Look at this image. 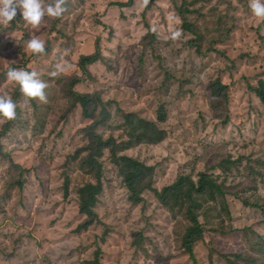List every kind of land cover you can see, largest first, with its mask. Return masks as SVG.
I'll list each match as a JSON object with an SVG mask.
<instances>
[{
	"label": "rangeland",
	"instance_id": "rangeland-1",
	"mask_svg": "<svg viewBox=\"0 0 264 264\" xmlns=\"http://www.w3.org/2000/svg\"><path fill=\"white\" fill-rule=\"evenodd\" d=\"M120 1L128 0H67V11L59 18L45 16L39 31L18 9L14 28L0 32V71L31 68L48 84L44 103L23 93L14 97L17 83L0 76V94L17 105L15 119L0 116V127L11 123L1 138L0 264H94L88 261L99 246L101 264H195L181 242L184 217L161 206L151 191L144 202L133 204L108 156L97 204L101 220L77 231L84 219L77 192L81 182L72 181L69 196L63 184L66 159L82 144V128L90 121L80 106L70 108L65 78L82 75L80 56L95 50L98 37L107 62L90 65L92 76L76 88L97 90L110 101L111 118L99 131H116L124 111L155 120L164 102L166 139L128 154L155 167L158 189L181 173L224 175L220 162L232 157L230 173L221 179L232 192V215L221 201L202 214L207 237L197 244V258L199 264H228L225 255L240 254L243 264H264V215L233 194L264 202V107L247 86L264 76V24L249 0H199L198 12L188 13L201 36L198 51L189 44L193 34L183 29L172 0H149L148 8L143 0L115 4ZM177 28L182 36L168 39ZM33 34L45 41L44 54L27 49ZM25 54L31 56L26 68L21 66ZM58 61L68 67L53 77ZM218 76L231 86L230 120L209 99L206 84ZM138 237L144 238L140 249Z\"/></svg>",
	"mask_w": 264,
	"mask_h": 264
},
{
	"label": "trees",
	"instance_id": "trees-1",
	"mask_svg": "<svg viewBox=\"0 0 264 264\" xmlns=\"http://www.w3.org/2000/svg\"><path fill=\"white\" fill-rule=\"evenodd\" d=\"M198 1L172 0L176 11L182 18L183 29L193 34V37L189 39V44L192 47H196L198 51H201L199 29L188 17V13L198 12V9L194 7ZM133 2L134 0H128L127 2H116L115 4L128 6ZM148 7L149 5L146 6V8ZM14 25V22L10 26L0 24V32L11 30L14 28ZM213 49L220 50L208 48L207 52L213 51ZM46 51L47 47H45ZM32 55L38 54L32 53ZM24 57L26 61L21 66L26 68V62L30 60L31 56L25 54ZM140 58L143 63L144 55L142 54ZM98 62H107V58L102 53L100 37L96 39L95 50L93 52L80 56L78 66L82 75L75 74L65 78L66 95L69 99L70 108L80 106L84 117L90 121L82 128V144L66 159L67 170L63 184L64 195L69 196L72 181L76 179L81 182L77 188V192L79 212L84 215V219L77 226V231L87 230L101 220L97 204L104 187L105 156H108L112 163L117 166L122 181L129 191L128 198L133 204L144 202L145 193L151 191L161 206L166 207L175 216L184 217L186 226L181 242L194 263L199 264L196 247L200 241H205L207 237V226L201 220L202 214L205 213L206 215L208 213L212 208L211 203L221 201L222 209L228 211L229 215H232L228 200V194L232 192L227 189L226 180L221 182V179H226L230 173L231 168L228 170L226 167L229 162L233 161V158L230 157L220 162L224 175L215 174L211 171H202L196 178L191 173H181L174 182L158 189L154 185L155 167L137 157L131 156L127 151L142 144H159L166 139L168 133L163 126L168 116L166 104L164 102L159 104L155 120L142 117L133 111H124L123 123L116 131H111L110 133L99 131V128L107 125L111 118L110 101L105 100L102 93L97 90L88 92L80 91L76 88L78 84L92 76L90 65ZM29 71H32V69L30 68ZM6 72L7 70L0 71V76H6ZM207 83L210 102L217 105L215 109L219 114L225 115L226 119L230 120V105L232 103L230 84L222 76H218ZM247 86L256 94L264 107V76H259L254 83L248 82ZM21 93L20 87L17 84L14 97L20 96ZM10 127V122H5L0 127V156L4 155L1 138L9 133ZM260 161L264 163L263 160ZM69 171L75 173V176ZM17 183L21 189L22 181L20 180ZM233 194L245 206L260 210L264 215V202L250 200L249 197L240 196L235 192ZM143 239L142 237H138L135 242L138 249L143 248L141 245ZM94 253V258L88 262L101 264V247L99 246ZM234 256L236 259H233L230 255H225L224 258L228 264H243L240 262V259H243L240 254H235Z\"/></svg>",
	"mask_w": 264,
	"mask_h": 264
},
{
	"label": "clouds",
	"instance_id": "clouds-1",
	"mask_svg": "<svg viewBox=\"0 0 264 264\" xmlns=\"http://www.w3.org/2000/svg\"><path fill=\"white\" fill-rule=\"evenodd\" d=\"M148 2L149 0H143L145 6ZM66 3L67 0H48L47 4L44 0H0V24L9 25L17 16L19 9L23 20L33 29L39 31L45 16L59 18L67 11ZM249 7L253 15L264 22V0H249ZM151 31L157 32L156 27L153 26ZM181 36L182 30L177 28L167 38L178 40ZM26 47L34 54L45 53V41L35 34L31 35V38L26 42ZM67 67L68 65L58 61L50 75L56 77L64 73ZM6 78L17 83L20 91L26 97L38 98L40 102H47L45 89L48 84L41 79L40 73L36 70L28 71L22 68L8 67ZM16 107V103L9 95L0 94V116L7 120L15 119Z\"/></svg>",
	"mask_w": 264,
	"mask_h": 264
}]
</instances>
